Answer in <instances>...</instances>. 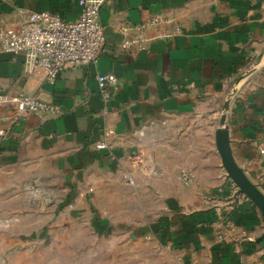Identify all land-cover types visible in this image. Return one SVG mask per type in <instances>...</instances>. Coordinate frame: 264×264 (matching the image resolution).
<instances>
[{"label":"crops","instance_id":"crops-1","mask_svg":"<svg viewBox=\"0 0 264 264\" xmlns=\"http://www.w3.org/2000/svg\"><path fill=\"white\" fill-rule=\"evenodd\" d=\"M39 10L66 20L79 11L77 0H0V28ZM153 18L167 22L157 27ZM99 21L106 45L97 63L68 67L52 84L23 54L0 52V94L37 95L61 110L24 116L0 141V188L56 180L65 192L115 198L134 188L160 201L140 228L160 264H264V215L216 147L229 101L232 157L264 196V0H107ZM141 25L148 37L181 31L148 50L120 48ZM106 73L117 82L103 100L96 76ZM11 113L0 103V128ZM105 128L110 153L94 146ZM182 167L194 172L190 186L179 183Z\"/></svg>","mask_w":264,"mask_h":264},{"label":"rangeland","instance_id":"rangeland-1","mask_svg":"<svg viewBox=\"0 0 264 264\" xmlns=\"http://www.w3.org/2000/svg\"><path fill=\"white\" fill-rule=\"evenodd\" d=\"M183 169L189 168L179 170V183L190 186L180 178ZM52 181L0 188V264L162 262L140 229L158 209L154 195L129 188L118 198L80 196Z\"/></svg>","mask_w":264,"mask_h":264},{"label":"built area","instance_id":"built-area-1","mask_svg":"<svg viewBox=\"0 0 264 264\" xmlns=\"http://www.w3.org/2000/svg\"><path fill=\"white\" fill-rule=\"evenodd\" d=\"M107 0H77L78 15L73 20H66L59 14L47 11H29L19 25L15 27L0 28V52L9 54H23L31 70H39L44 75V80L54 83L58 75L68 67L95 65L99 60L106 40L102 25L99 21L101 6ZM170 20H168L169 22ZM167 20L153 18L152 24L157 27ZM181 31L180 26L173 29H157L156 34L148 37L144 31V25L130 40L123 41L119 47L127 50L136 47L140 50H148L150 41L156 39H170ZM100 95L107 100L117 82L112 73L96 76ZM0 103L8 104L12 113L5 118L10 126L0 128V141L5 139L11 131V127L18 125L19 121L29 114L52 113L59 115L60 107L49 101L43 100L37 95L29 94H0ZM113 131L105 128L104 138L94 144L97 150L110 153L112 144L109 142ZM262 152L263 150L260 149ZM131 164L140 162L138 157H127ZM123 163L124 158H119ZM124 179L134 185V178L129 172H124ZM180 178L184 184L193 181L194 173L190 169H183Z\"/></svg>","mask_w":264,"mask_h":264},{"label":"water","instance_id":"water-1","mask_svg":"<svg viewBox=\"0 0 264 264\" xmlns=\"http://www.w3.org/2000/svg\"><path fill=\"white\" fill-rule=\"evenodd\" d=\"M228 109L229 101L223 107L219 121L220 128L216 131V147L221 157L222 166L239 192L244 194L264 215V196L246 178L232 157L228 141V124L226 122Z\"/></svg>","mask_w":264,"mask_h":264}]
</instances>
